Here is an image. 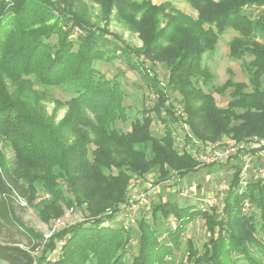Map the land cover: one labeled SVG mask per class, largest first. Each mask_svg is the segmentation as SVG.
Returning a JSON list of instances; mask_svg holds the SVG:
<instances>
[{
    "label": "trees",
    "instance_id": "obj_1",
    "mask_svg": "<svg viewBox=\"0 0 264 264\" xmlns=\"http://www.w3.org/2000/svg\"><path fill=\"white\" fill-rule=\"evenodd\" d=\"M88 1L98 5L99 20L107 23L114 14L136 32L141 47H131L92 22V5L85 0H0V142L1 149L13 152L11 167L0 151V221L32 243L0 242V261L166 264L181 247L187 225L199 217L206 242L201 252L193 240L185 241V264H264V178L249 173L242 182L241 152L227 160L232 174L219 205L196 209L158 195L150 209L152 222L144 217L134 222L137 249L130 261L125 256L131 231L114 225L116 214L127 206L133 178L155 170V184L174 177L177 183L201 168L191 153L192 139H264V43L259 41L264 39V0H186L194 14L169 0ZM227 30L236 34L228 42V58L240 62L247 81L229 76L204 92L202 87L211 86L214 78L204 55L216 49ZM119 57L156 97L151 107L142 104L141 117L127 132L116 127L127 122L120 83L94 67ZM157 64L167 71L162 79ZM51 88L69 96L54 101L56 108L66 107L57 122L41 103ZM227 90L229 101L219 108L213 94ZM154 119L163 124L161 137L152 133ZM175 127L184 132L180 149ZM249 152L254 157L256 150ZM254 158L260 165L261 159ZM40 194L34 205L46 222L68 208L86 216L45 239L11 213L17 198L32 206Z\"/></svg>",
    "mask_w": 264,
    "mask_h": 264
},
{
    "label": "rangeland",
    "instance_id": "obj_2",
    "mask_svg": "<svg viewBox=\"0 0 264 264\" xmlns=\"http://www.w3.org/2000/svg\"><path fill=\"white\" fill-rule=\"evenodd\" d=\"M155 3L159 4L165 0H153ZM176 9H179L182 12L194 14V12L190 9L186 0H169ZM87 5L91 6L90 17L91 21L96 23L98 27H104L109 30V32L114 35L119 40L125 42L133 48L141 47V41L138 37V34L132 30H130L123 22L119 21L114 14L110 16L107 23L98 19L99 7L97 4L89 2L85 0ZM248 10V9H247ZM253 11V10H251ZM236 35L233 31H225L222 35L219 36L218 43L216 45V49L212 53H207L204 55L203 64L208 67L214 75L211 86L208 88H203L204 92H212V86L221 85L229 76H232L234 81L246 82L247 78L245 73L242 70L241 64L239 61H232L228 58V42L229 40ZM111 39L116 40L113 36H108ZM259 41L264 43V39H260ZM51 43L55 42V39L50 40ZM145 61L146 59L142 57ZM141 58V59H142ZM147 62V61H146ZM94 67L97 68L101 73H104L108 77L115 76L118 82L121 85L125 93V105L128 107L127 109V122L121 123L117 122L116 127L121 129L124 132H127L130 129V123L133 121L135 117L140 118L141 114L140 109L142 104H146L147 106H152L155 102L156 97L150 91L146 81L139 76L136 72H131L126 68L125 63L122 58L114 60L112 63L107 62H98L94 64ZM157 74L159 75V79H162L163 76L166 75L167 71L165 68L157 64L156 66ZM229 71L232 72L230 75ZM37 89L42 90L41 87L36 86ZM229 92L227 90L225 94L218 95L216 93L213 94L215 99V103L219 108H225L227 102L229 101ZM48 99L46 101H42L41 103L45 106V112L48 116H54L56 122L60 120L66 111V107H58L56 108L55 100H59L64 102L69 99L67 93H65L60 88H51L47 90ZM153 95V97H151ZM173 97L176 100H179L180 97L178 94H174ZM181 106L180 103L176 104V109ZM176 129V146L180 149V145L183 144V135L184 132L175 127ZM152 133L156 137H161L164 132V127L161 122L154 119L153 126L151 127ZM227 137L223 136L215 141L208 140L211 144L219 143V146H214L215 150L223 151L229 148V145L220 144L224 143L218 142L220 139ZM264 140V139H263ZM0 151L3 154L4 164L6 166L13 165V152L9 147L5 149H1L0 142ZM243 151V152H242ZM241 152V153H239ZM238 159L241 160L242 164H249V170L246 171L247 174H255V169L259 165V160H257L254 155L249 151L240 150L238 151ZM230 156H227L218 161V163L212 164V166H204L201 167L195 174H189L184 179H181L177 183L178 179L176 177L172 178L170 181L161 183L160 185L155 184L156 180V171H151L149 174L145 175L143 178H133L128 186V196L127 200L129 203L134 204L135 208H138L136 211H130L127 209L125 205L124 210L115 216L114 225L116 227L121 226L122 224L126 226L129 231H131V239L129 243V249L125 256L126 261H130L134 256L137 249V241L135 237V225L134 222L136 219L144 217L148 222H152L150 216V209L152 203L157 201L158 195H162V200L171 199L174 202H177L180 205H195L196 209H208L214 206H217L221 202V197L224 192V189L229 183L232 170L229 168ZM233 160V158H231ZM228 164V165H227ZM264 163L262 162L260 165L262 166ZM211 165V164H210ZM249 174V175H250ZM245 180H242L244 182ZM185 191H187L186 196ZM147 196V203L140 204V200ZM213 197L216 199L215 203L211 206H208L206 203L204 204V199L209 197ZM42 195L36 197L33 200V205L27 204L25 205L21 203V199H16L12 203V215L16 217L21 223L26 227L38 232L43 235L46 239L48 238L52 232L54 226L57 225V221H61L64 226L70 225L75 222H78L86 216V213L82 211H74L71 208L65 209L64 214L51 222L44 221L39 215V209L34 204L39 202ZM34 206V207H33ZM245 209L247 208V203H245ZM170 227H174L175 223L173 219H169ZM158 224V223H157ZM155 224V227L159 225ZM63 226V227H64ZM61 228V227H60ZM162 229H165V226H161ZM193 240L197 248L202 252L203 244L206 242V231L204 222L201 218L196 217L190 222L185 232L181 235V247L178 250L174 251V255L172 258L167 259L166 264H185V241L187 239ZM15 241L18 242L23 247H29L32 243H29L28 240L22 237L13 227L8 225L6 222L0 221V242H8ZM0 264H6L3 261H0Z\"/></svg>",
    "mask_w": 264,
    "mask_h": 264
},
{
    "label": "built area",
    "instance_id": "obj_3",
    "mask_svg": "<svg viewBox=\"0 0 264 264\" xmlns=\"http://www.w3.org/2000/svg\"><path fill=\"white\" fill-rule=\"evenodd\" d=\"M151 97H153V95H151ZM177 112L179 116L183 118L185 117V114L181 107L177 108ZM222 141H224V143H220V144L229 145V148L223 151H217L215 150L214 146L218 147L219 143L211 144L212 142L209 143V141H205L201 143L199 141H195L192 139L194 148H192L191 153L193 154L195 160L198 162L199 166L215 164V163H218V161L221 162V160L227 156L231 157V156L237 155L238 151L240 150H244V151L256 150L255 155L261 159V163L262 162L264 163V140L263 139L249 138L243 142H236L230 137H224L220 139V141L218 142H222ZM249 169H250L249 164L248 163L244 164L242 168V173H241L242 180L246 179V176H247L246 171H248ZM254 171H255L257 178H262V179L264 178V164L262 166L258 165V167ZM186 193L187 191H185V195H181V196H186L187 195ZM147 199H148L147 196L143 197L140 200V204L147 203ZM203 201H204V204L206 203L208 206H211L213 203H215L216 199L210 196L209 198L204 199ZM21 203L25 205V202L23 200L21 201ZM127 209L130 211H135L138 208H135L134 204L130 203V204H127ZM63 226L64 224L61 221H57V225L54 226L53 231Z\"/></svg>",
    "mask_w": 264,
    "mask_h": 264
},
{
    "label": "crops",
    "instance_id": "obj_4",
    "mask_svg": "<svg viewBox=\"0 0 264 264\" xmlns=\"http://www.w3.org/2000/svg\"><path fill=\"white\" fill-rule=\"evenodd\" d=\"M201 167H204V166H201ZM246 178H247V176H246Z\"/></svg>",
    "mask_w": 264,
    "mask_h": 264
}]
</instances>
